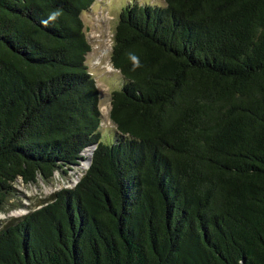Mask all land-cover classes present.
Instances as JSON below:
<instances>
[{
    "label": "trees",
    "instance_id": "1",
    "mask_svg": "<svg viewBox=\"0 0 264 264\" xmlns=\"http://www.w3.org/2000/svg\"><path fill=\"white\" fill-rule=\"evenodd\" d=\"M95 1L0 0V209L96 146L76 186L0 228V264H264V0L125 6L110 144Z\"/></svg>",
    "mask_w": 264,
    "mask_h": 264
},
{
    "label": "rangeland",
    "instance_id": "2",
    "mask_svg": "<svg viewBox=\"0 0 264 264\" xmlns=\"http://www.w3.org/2000/svg\"><path fill=\"white\" fill-rule=\"evenodd\" d=\"M135 2L159 6L166 4L164 0H97L93 7L82 15L86 35L92 45V51L87 56V64L100 90L102 141L109 144L118 138L116 126L110 119L111 95L114 90L121 89L125 82L120 71L115 69L111 62L114 34L120 12L125 6ZM89 148H92L93 155L95 148L93 146ZM87 149L83 151L84 158L79 164L72 166L71 169H57L50 179L40 176L36 182L31 183L18 179L15 183L16 195L0 209V228L11 219L22 217L39 208L57 191L76 186L92 164L90 162L89 167H82L85 160L92 157L85 153Z\"/></svg>",
    "mask_w": 264,
    "mask_h": 264
},
{
    "label": "bare ground",
    "instance_id": "3",
    "mask_svg": "<svg viewBox=\"0 0 264 264\" xmlns=\"http://www.w3.org/2000/svg\"><path fill=\"white\" fill-rule=\"evenodd\" d=\"M85 153H86L87 155H89V157H90V156L92 155V148L87 149V150L85 151ZM83 162H84V161H83ZM90 162H91V157L88 158L87 160H85L84 165H83L82 167H85V168L89 167Z\"/></svg>",
    "mask_w": 264,
    "mask_h": 264
},
{
    "label": "clouds",
    "instance_id": "4",
    "mask_svg": "<svg viewBox=\"0 0 264 264\" xmlns=\"http://www.w3.org/2000/svg\"><path fill=\"white\" fill-rule=\"evenodd\" d=\"M59 15V12H54L50 15L49 20H55L57 16ZM133 60H136V57H132Z\"/></svg>",
    "mask_w": 264,
    "mask_h": 264
},
{
    "label": "built area",
    "instance_id": "5",
    "mask_svg": "<svg viewBox=\"0 0 264 264\" xmlns=\"http://www.w3.org/2000/svg\"><path fill=\"white\" fill-rule=\"evenodd\" d=\"M93 148H96V146H93Z\"/></svg>",
    "mask_w": 264,
    "mask_h": 264
},
{
    "label": "water",
    "instance_id": "6",
    "mask_svg": "<svg viewBox=\"0 0 264 264\" xmlns=\"http://www.w3.org/2000/svg\"><path fill=\"white\" fill-rule=\"evenodd\" d=\"M91 162H92V157H91Z\"/></svg>",
    "mask_w": 264,
    "mask_h": 264
},
{
    "label": "crops",
    "instance_id": "7",
    "mask_svg": "<svg viewBox=\"0 0 264 264\" xmlns=\"http://www.w3.org/2000/svg\"><path fill=\"white\" fill-rule=\"evenodd\" d=\"M93 7V6H92Z\"/></svg>",
    "mask_w": 264,
    "mask_h": 264
}]
</instances>
